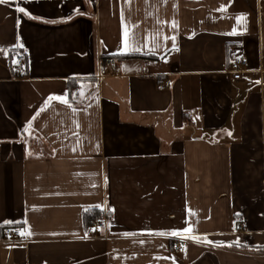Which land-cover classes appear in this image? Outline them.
Listing matches in <instances>:
<instances>
[{"label": "crops", "instance_id": "0c3cea01", "mask_svg": "<svg viewBox=\"0 0 264 264\" xmlns=\"http://www.w3.org/2000/svg\"><path fill=\"white\" fill-rule=\"evenodd\" d=\"M0 264H264V0L0 3Z\"/></svg>", "mask_w": 264, "mask_h": 264}, {"label": "built area", "instance_id": "2783aa9c", "mask_svg": "<svg viewBox=\"0 0 264 264\" xmlns=\"http://www.w3.org/2000/svg\"><path fill=\"white\" fill-rule=\"evenodd\" d=\"M15 69L17 71H23L26 65V57L25 54L22 52H18L15 55ZM110 65H114L115 61H109L108 62ZM247 59L244 55H240L239 57H236L231 65V74L235 80L241 79L243 74L245 73L247 69ZM104 218V215H103ZM101 218V219H96V220H91L90 226L87 228V236L92 238V239H97L98 237L95 235L94 229H99L102 227H105V223L107 220L106 218ZM242 228V225H241ZM21 229L20 228H12V229H7L5 231V235L10 239V242L15 244V245H20L21 240H19V233ZM183 241L181 239H175V242L172 244L173 250L183 253L184 252V246H183Z\"/></svg>", "mask_w": 264, "mask_h": 264}, {"label": "snow or ice", "instance_id": "6c2138e0", "mask_svg": "<svg viewBox=\"0 0 264 264\" xmlns=\"http://www.w3.org/2000/svg\"><path fill=\"white\" fill-rule=\"evenodd\" d=\"M0 3H6V0H0ZM18 10H19L20 12L24 13L25 15H29V13H28V12L26 11V9L23 8V7L19 8ZM127 35H128V34H127V31H126V32H125V36H126V38H127ZM20 46L23 47V45H20ZM126 47H127V43H126ZM51 99L61 101L62 103H65V104L68 103L67 99H66L65 97H63V96H54V97H51ZM6 223H12V222H11V221H6ZM25 223H26V222H25ZM184 231H185V232H191L192 230H191V228H186V229H184ZM21 235H24V233L21 232ZM161 235H163V233H161ZM172 235H173V236H176V235H180V233H178V232H173ZM209 243H212V242L209 241Z\"/></svg>", "mask_w": 264, "mask_h": 264}, {"label": "trees", "instance_id": "16d2710c", "mask_svg": "<svg viewBox=\"0 0 264 264\" xmlns=\"http://www.w3.org/2000/svg\"><path fill=\"white\" fill-rule=\"evenodd\" d=\"M133 57H135V56L126 55V56H122V59H130V58H133ZM101 215L102 214L100 212H87V213H85V222H86L87 228L90 226L91 220L99 219L101 217Z\"/></svg>", "mask_w": 264, "mask_h": 264}]
</instances>
